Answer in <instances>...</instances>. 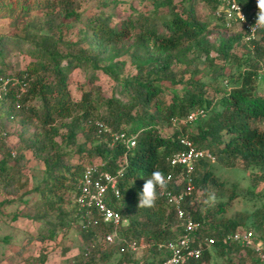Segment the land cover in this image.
<instances>
[{"label": "trees", "instance_id": "trees-1", "mask_svg": "<svg viewBox=\"0 0 264 264\" xmlns=\"http://www.w3.org/2000/svg\"><path fill=\"white\" fill-rule=\"evenodd\" d=\"M149 1L151 9L138 15L131 8L118 19L103 12L83 19L80 0H0V17L11 29L0 33V85L5 87L0 96V129L6 128L5 119H19L20 139L42 160L44 169L39 181L22 191L30 182L22 172L28 158L21 150L12 155L1 144L0 207L15 204L19 211L13 218L42 221L38 233L27 235L16 252L24 253L32 240L62 239L73 227L83 246L67 264H158L165 254L156 243L175 238L181 229L175 211L162 197L153 208H138V195L152 171H162L166 177L178 174L179 167H171L168 158L183 149L180 138L186 137L214 155L216 165L249 170L253 201L251 209L233 217H214L212 212L228 210L231 189L214 210L201 209L206 193L211 188L217 192L223 182L209 160L199 159L192 173L194 188L183 208L198 223L195 242L204 237L214 241L208 247L202 242L201 257L183 264H264L254 246L223 241L227 233L252 229L264 249V29L245 41L242 26L232 32L224 16L215 14L224 6L222 0H201L213 15L212 27L202 19L196 0ZM238 2L242 8L248 5V0ZM78 23V38H66L64 33ZM236 45L241 48L237 54L232 51ZM10 54L26 59L23 67L13 71L7 61ZM201 56L212 80L222 84L225 79L224 88H211L196 77L200 70L191 65ZM215 59L221 63H214ZM108 61L119 68L129 65L128 72L114 78L126 100L113 93L104 95L96 85L74 99L67 76L80 69L90 74L87 80L92 82L97 72L109 73ZM30 99L39 105H26ZM193 110L200 111L195 120L164 135L172 118ZM31 125L35 132L23 137ZM100 126L108 130L98 132ZM110 133L134 136L135 143L127 147ZM72 154L87 158L71 163ZM94 162H104L102 168L117 178L119 195L108 192L107 202L125 222L118 227L121 240L113 245L96 238L110 231L111 224L98 220L93 227H84L70 198L84 166ZM176 181L173 176L167 185L174 193L184 188ZM123 238L145 242L146 253L136 257L122 248ZM11 240L10 234H3L0 244ZM68 249L62 248L61 254ZM47 259L48 251L42 249L32 261L43 264Z\"/></svg>", "mask_w": 264, "mask_h": 264}, {"label": "rangeland", "instance_id": "rangeland-1", "mask_svg": "<svg viewBox=\"0 0 264 264\" xmlns=\"http://www.w3.org/2000/svg\"><path fill=\"white\" fill-rule=\"evenodd\" d=\"M38 1L39 3H43L47 0ZM196 6L199 13H202V19L210 23V27L214 26L215 20L212 13L208 10V7H206L201 0H196ZM151 7L152 3L149 0H80L78 11L81 13V17L83 19L92 15H96L100 12L105 14L112 13V18L118 19L126 15V12H128L131 8H134L136 14L138 15L139 13L151 9ZM164 8L165 7H162L161 9L164 10ZM244 10L246 14L252 17L253 21H255V15L258 11L256 8V0H248V5L244 7ZM29 18H31V16ZM80 26L81 24L78 23L70 30L65 32V37H73L74 39L78 38V30L80 29ZM240 26L242 25L234 21L232 25L227 27L233 28L231 30L232 32H239V30H241ZM8 27L9 25L7 24L6 20L0 17V33L10 32L11 29ZM232 51L233 53L237 54L240 53L241 48L239 45H236ZM211 54L215 56V51L211 52ZM10 55L11 56L9 59H7V61L10 62L13 71L23 67L26 59H21L19 56H17V54ZM204 60V57L201 56L200 60L196 61L194 65H191V68L194 66L196 69L200 70L196 74V77L205 81V83L208 85L212 84L213 86L211 85V88H224L223 83L225 79L223 80L222 84L219 83V80H212L209 73L210 68L208 64L204 62ZM213 62L216 64L221 63L218 59H215ZM108 63L110 65L109 73H104L102 71L97 72L96 78L92 82L87 80V77H89L90 74H86V71L80 69L73 70V72L67 76L68 90L74 99H78L83 90H87L88 88H91L92 85H96L102 89L104 95H111L113 93L115 96L126 100V96L119 92L117 85H114V78L119 76L121 77L124 73L128 72L129 65L127 64L123 68H119L116 67L111 61H108ZM226 68H228V66ZM228 69H230V67ZM261 86L264 87V80L262 81ZM210 93H212L211 89ZM165 97L168 99L169 94H167ZM26 105L38 106L39 101L36 99H30ZM18 120H4L6 128L0 129V154L1 150L4 149L2 145H5L6 148L10 150L12 155L21 150L25 154V157L28 158L27 161L24 159L26 164L22 169V172L29 176L30 182L28 187L22 189V191H24L32 186L33 183L39 181V179L44 174V169L42 160L40 158L34 157L31 151L25 149L27 142L23 141L22 138L20 139L18 135L21 130H23L21 128V122ZM180 124L181 123L173 125L172 127H166L163 132L164 135H170L175 130L180 131ZM99 128H101L103 132L108 130L105 126H100ZM33 131L35 132L34 126H29L28 132H26V135L24 134L23 137H27L28 134L32 133ZM77 137L79 140H83L82 135L78 134ZM86 158L87 157L79 158L78 155H73L70 158V162H85ZM210 164L213 166V171L218 179L223 182V186L221 189H218L217 192L211 188V192L208 191L206 193L199 207L203 210H214L216 208V203L219 201H225V199L231 194L230 190L232 189L234 195L232 196V202L230 203L228 210L223 213L214 211L212 212L214 217L223 215L224 218L228 219L229 217H233L235 213L245 209H251L253 198L248 189L252 185V173L249 170L242 171L238 168L222 167L216 165L214 161H210ZM260 186L261 185L259 184L255 190H258ZM71 195L72 193L70 194V198ZM1 197L3 196H0V198ZM17 211H19V206H16L15 204H9L5 207H0V237L3 234H10L12 237L10 243H4L3 246L0 244V264H36L34 261H32V258L36 257L42 249L48 251V259L43 264H67L68 259L75 255L78 252V249L83 246L81 239L78 237L77 231L72 227L62 239L58 237L56 240H45L43 242L39 240H32L28 245L25 246L24 253L19 254L16 252V250L20 248V245L26 241L27 235L33 236L38 233L42 225V221L31 220L21 216L13 218L14 213ZM16 237L19 238L17 239ZM65 247H68L69 249L65 252V254H61L62 248ZM144 250L145 249L137 250L134 253L135 256L137 257L138 255H143V253H146ZM113 261L115 262V260Z\"/></svg>", "mask_w": 264, "mask_h": 264}, {"label": "built area", "instance_id": "built-area-1", "mask_svg": "<svg viewBox=\"0 0 264 264\" xmlns=\"http://www.w3.org/2000/svg\"><path fill=\"white\" fill-rule=\"evenodd\" d=\"M222 1L224 6L216 10L215 14L217 16L223 15L227 26H230L234 21L242 25L246 31L245 40L253 38L256 32H251V26L255 21L246 14L238 0ZM240 13L245 17L244 21L240 20ZM4 92V84H1L0 96ZM198 114H200L199 110H193L181 118H172V126L178 123L191 122L196 119ZM98 132L103 131L99 128ZM110 135L114 139L121 138V141L127 147H131L135 143L134 136L123 138V134L116 135L115 133H110ZM180 142L183 145V149L174 152L168 158L171 167H179L178 174H168L167 178L169 182L173 176L176 177V182L183 183L184 188L177 193L167 189V191L160 192L159 196L175 211L178 227L181 231L173 239L156 243V249L165 254L158 264H183L192 259H199L203 249L201 243L204 242L206 247H208L214 241L213 238L204 237L203 241L195 242L198 223L183 208L185 198L191 196L194 188L192 173L196 168L198 160L207 159L212 162L215 161L214 155L204 148H198L186 137H181ZM102 167H104V162H94L84 166L83 172L77 179L75 189L72 191L71 201L75 208V216L79 217V221L84 227H93L98 223V220H101L105 225L111 224L112 229L110 231L96 234V238L98 241L102 240L107 245H113L117 240H121L118 235V227L125 220L107 202L108 192H111L115 196L119 195L117 178ZM256 237L257 234L252 229H242L227 233L223 241L231 240L244 246H254L258 256L261 257L264 263V249L262 248L261 241ZM122 243L124 244L122 248L130 252L147 248L145 242L136 239L123 238Z\"/></svg>", "mask_w": 264, "mask_h": 264}, {"label": "clouds", "instance_id": "clouds-1", "mask_svg": "<svg viewBox=\"0 0 264 264\" xmlns=\"http://www.w3.org/2000/svg\"><path fill=\"white\" fill-rule=\"evenodd\" d=\"M257 14L255 23L251 26V32L264 29V0H256ZM241 21L245 17L240 13ZM168 178L162 171L154 170L144 181L142 190L138 195V208H153L156 205L160 192L167 191Z\"/></svg>", "mask_w": 264, "mask_h": 264}]
</instances>
